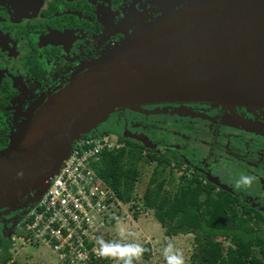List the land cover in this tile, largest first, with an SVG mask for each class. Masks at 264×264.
<instances>
[{
  "label": "water",
  "instance_id": "water-1",
  "mask_svg": "<svg viewBox=\"0 0 264 264\" xmlns=\"http://www.w3.org/2000/svg\"><path fill=\"white\" fill-rule=\"evenodd\" d=\"M165 6L154 23L52 95L0 151V211L23 199L36 203L73 142L118 110L174 103L264 108V0Z\"/></svg>",
  "mask_w": 264,
  "mask_h": 264
},
{
  "label": "flooded vegetation",
  "instance_id": "flooded-vegetation-1",
  "mask_svg": "<svg viewBox=\"0 0 264 264\" xmlns=\"http://www.w3.org/2000/svg\"><path fill=\"white\" fill-rule=\"evenodd\" d=\"M166 1L0 0V151L14 139L10 126L14 117L23 122L22 127L26 125L32 115L30 108L36 107L35 113L52 95L87 72L103 54L128 37L131 23H154L163 13L153 10L165 6ZM139 108L169 112L171 117L185 121L173 127V133L196 136L185 138L189 140L184 145L191 148L190 158L180 154L181 146L155 142L162 148L161 151L156 147L160 151L155 153L170 159L171 173L180 170V182L185 177L215 192L226 189L232 197L249 203L264 215L262 176L250 170L245 173L256 177L252 186L240 190L233 187L244 173L238 164L242 158H257L264 166L263 107L174 103ZM131 112L134 111L122 110L112 122L117 124L115 132L123 141L132 142L129 139L132 132L126 126L128 120L135 118H131ZM197 135L208 137L211 147L195 148L197 143L191 138L198 139ZM133 143L144 147L138 141ZM251 163L241 161L248 169ZM25 200L19 204L24 206ZM26 213L12 221L4 220L1 215L0 239L9 240L12 246L13 238L22 233Z\"/></svg>",
  "mask_w": 264,
  "mask_h": 264
},
{
  "label": "trees",
  "instance_id": "trees-1",
  "mask_svg": "<svg viewBox=\"0 0 264 264\" xmlns=\"http://www.w3.org/2000/svg\"><path fill=\"white\" fill-rule=\"evenodd\" d=\"M124 146L103 151L96 173L122 203L133 199L142 160V145L117 140ZM156 166L142 199V208L152 211L167 236L191 234L194 252L190 264H264V215L249 203L224 189L215 192L199 181L181 178L175 182L171 161L149 153ZM168 176H165L166 171ZM229 242L221 253L217 239ZM11 244L0 239V264L12 260ZM146 252H150L146 246ZM10 264H18L12 262Z\"/></svg>",
  "mask_w": 264,
  "mask_h": 264
},
{
  "label": "built area",
  "instance_id": "built-area-1",
  "mask_svg": "<svg viewBox=\"0 0 264 264\" xmlns=\"http://www.w3.org/2000/svg\"><path fill=\"white\" fill-rule=\"evenodd\" d=\"M124 143L107 134L82 136L49 180L41 198L28 208L22 233L13 241L46 247L60 264H117L96 255V238L113 240L122 203L96 173L103 151ZM119 220V219H118Z\"/></svg>",
  "mask_w": 264,
  "mask_h": 264
},
{
  "label": "rangeland",
  "instance_id": "rangeland-1",
  "mask_svg": "<svg viewBox=\"0 0 264 264\" xmlns=\"http://www.w3.org/2000/svg\"><path fill=\"white\" fill-rule=\"evenodd\" d=\"M157 9L158 10L156 9L153 10L154 13L158 12L164 14L168 10L167 6H160ZM145 26H147L145 24V21L136 24L131 23L128 28V33H127L128 37H130L131 35L136 33L139 29ZM126 39H123L122 41L117 43L114 47L118 46ZM105 55L106 53L103 54L102 57ZM101 58H99V60ZM35 109L36 107L29 109L32 111L31 112L32 115ZM129 110L134 111L131 112L133 113L131 118L135 117L133 120L132 119L128 120L129 123L126 125L128 132H132V137H130L129 139L132 140V142L138 141L143 145L144 144L147 145V147L144 145L145 149L142 150V160L138 166L139 177L133 192V199L131 202L123 205V210L119 212V218H118L120 223L127 226L129 230L132 233H134V236L130 238L132 242H137L141 244L144 248H146V246H149L150 248V252L145 251V253L139 260L134 261V264H165L162 252L164 247L169 242L173 243L175 248L183 254L185 259V264H190L192 254L194 252L193 235L179 234L176 236H167L165 234L164 228L155 220L153 212L143 210L142 199L146 191L147 185L149 183L151 174L156 166V162L151 161L149 157L150 155L149 153H155L156 151L158 152L160 150L162 151V148L157 147V144L155 142L163 141L168 146L170 145L181 146L182 151L180 152V154L186 155V158H190L189 151H191L190 150L191 148L184 145L186 142L189 141L187 139L185 140V138L190 136L191 137H196V136H192V135L189 136V134H185L184 132H178L177 134L175 132L173 133L174 131L173 127L179 126V122L181 120L179 121L174 117H171L169 114H167L169 112L160 113L155 108L142 110L139 107L133 108V110L132 109ZM121 111L122 110H118L112 113L107 121L98 125L90 133L91 134L95 133L97 135L103 133L107 134L111 137V140L113 142L119 140L120 138L118 134L115 132V128L117 124L112 122L115 121L116 115ZM181 122H185V121H181ZM22 124L23 122L19 121L18 116L14 117L13 121L10 123V126H13L11 130V134L13 138L20 135L21 131L25 126L23 125L22 127ZM131 126L136 127V129H131ZM132 130H134L135 132H133ZM197 137L198 139L191 138V140H194V142L197 143L195 148L197 146H202L205 149H209L211 147V141L208 137L198 136V135ZM156 147L159 148L160 150H158ZM239 155L242 156L241 154ZM243 160H249L250 162H253V164L252 163L248 164V167L250 169L246 168L247 166H245L244 164H241V161ZM241 161H238L239 162L238 164H240L241 171L245 173L252 170L251 172L254 171L258 175L264 178V166L259 163L257 158L249 159L248 157H244L242 158ZM169 171L168 170L166 171L165 176H168ZM178 171L180 170L178 169L177 171H173L172 173L175 182H180L179 181L180 172ZM256 187H258V185H256ZM29 207H30L29 203H27L26 201L24 206L20 204H16L11 208H7L0 211V213L1 212L3 213V215L2 213L1 215L4 217L3 218L4 220L12 221L18 218L19 216L25 214ZM114 228L115 229L113 230L114 232L113 239H119L117 235L118 225L115 226ZM217 241L220 244L221 253L224 254L226 247L229 245V242L222 238H218ZM10 254L12 256V260L8 261L7 264H10L12 261L18 264H60L59 261L57 260V257L53 253H51L46 247L35 244L32 245L23 244L21 241L18 240L15 241L14 245L11 246Z\"/></svg>",
  "mask_w": 264,
  "mask_h": 264
},
{
  "label": "clouds",
  "instance_id": "clouds-1",
  "mask_svg": "<svg viewBox=\"0 0 264 264\" xmlns=\"http://www.w3.org/2000/svg\"><path fill=\"white\" fill-rule=\"evenodd\" d=\"M256 177L250 173H242L235 180L233 187L236 190L250 188ZM117 235L119 239L105 240L103 237H97L96 255L101 260L111 259L117 264H134V261L139 260L146 249L137 242H132L130 238L134 236L129 228L119 222L117 218ZM162 255L165 264H185L183 254L177 250L173 243L169 242L163 249Z\"/></svg>",
  "mask_w": 264,
  "mask_h": 264
}]
</instances>
